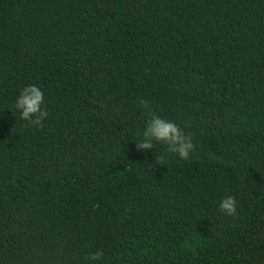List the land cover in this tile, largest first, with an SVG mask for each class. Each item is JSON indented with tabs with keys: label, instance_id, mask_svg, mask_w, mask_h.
<instances>
[{
	"label": "trees",
	"instance_id": "16d2710c",
	"mask_svg": "<svg viewBox=\"0 0 264 264\" xmlns=\"http://www.w3.org/2000/svg\"><path fill=\"white\" fill-rule=\"evenodd\" d=\"M0 264H264V0H0Z\"/></svg>",
	"mask_w": 264,
	"mask_h": 264
},
{
	"label": "clouds",
	"instance_id": "9594fccd",
	"mask_svg": "<svg viewBox=\"0 0 264 264\" xmlns=\"http://www.w3.org/2000/svg\"><path fill=\"white\" fill-rule=\"evenodd\" d=\"M45 103L42 89L36 85L23 88L17 97L15 108L19 110L22 119L34 126H40L47 118L48 112L42 107ZM140 106L147 109L148 101L141 99ZM162 142L167 146V152L177 154L181 159L187 160L195 150L190 135L185 132L174 121L162 118L155 113L148 119L143 131V139L137 142L139 149H153V142ZM158 164H165V157L161 154L156 156ZM220 209L228 216H234L237 212L236 199L228 195L219 204ZM102 253H93L92 260H99Z\"/></svg>",
	"mask_w": 264,
	"mask_h": 264
}]
</instances>
